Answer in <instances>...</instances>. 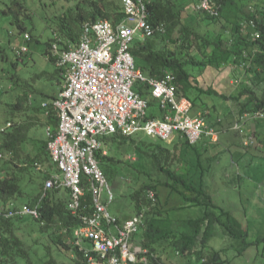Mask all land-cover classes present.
<instances>
[{"label": "rangeland", "instance_id": "rangeland-1", "mask_svg": "<svg viewBox=\"0 0 264 264\" xmlns=\"http://www.w3.org/2000/svg\"><path fill=\"white\" fill-rule=\"evenodd\" d=\"M13 1L0 0V10ZM18 1L33 13V21H28L29 29L26 32L31 35V40L26 41L23 34L11 35L9 18L0 15V47H5V52H0V139L3 129H9L8 121L13 125L15 121L27 123L31 128L28 131V140L16 152L0 149V170L2 176L7 175L6 171H17L20 176V183L26 194L15 200V204L19 206L26 204L43 189L45 172L52 168L49 161L34 164L28 161L35 152L41 150L43 140H47L49 123L42 103L57 95L65 83L61 75L51 76L58 68L55 61L48 58L44 51L47 43L59 36V17L64 9L76 0ZM194 1L186 0L183 22L195 26L198 31L227 35L229 23L224 19H207L205 14L193 8ZM237 2L245 12L249 11L250 5L254 8L252 12L264 8V0ZM23 45L28 46V51L21 54L18 48ZM194 54L199 55V52L195 51ZM246 68L234 64L207 66L196 75L202 87H217L222 93L230 95L236 94L238 88L248 84ZM45 72L47 74H44ZM258 92L260 96L264 94V83L258 85ZM192 96L195 97L194 94ZM202 99L192 114L196 115L202 110V103L207 105L205 107L209 119L221 127L217 143L204 138L196 146H191L179 141V135L163 141L149 139L144 133L134 135V140L108 139L106 155L109 160L101 163L102 168L109 172L107 177L114 192V200L108 205V210L119 219L133 216L138 212L137 193L144 187L142 193L145 200L142 201L141 211H144L147 217L149 213H157L163 217L167 216L166 211H171V216L178 219L175 230H184V221L189 218L197 219L203 208L186 203L178 192L171 189L166 183L167 177L162 166L179 172L189 171L195 178L203 173L205 190L217 205L215 213L219 216L222 210L228 211L246 236L235 237L225 232L224 227L218 224L211 238L200 242L195 252L178 253L172 238L161 244L157 251L159 256L172 264H203L204 261L213 264V261L208 260L209 255L219 252L217 258L221 259L223 264H264V242L257 244L259 239H264V120L248 118L241 122L245 131L256 138L253 146L246 147L243 145V136L233 128V125L241 120L239 103L208 94H204ZM17 103L21 104L15 107ZM218 118L222 119L219 123L216 122ZM158 145L170 151L169 158L166 151L160 152L162 148ZM153 150L159 152V159L150 157L147 151ZM12 158L13 163H17L16 168L15 163L9 162ZM148 191L156 193V201L149 199ZM103 199L107 200L106 192ZM0 207L3 205L0 204ZM176 207L181 208L174 210ZM219 217L226 221L225 215ZM23 220L15 222L16 234L24 240L29 258L34 264H47L51 257L59 264H77L78 255L75 248L73 249V239L66 235L60 225L49 229L32 216H25ZM145 230L146 224L143 233ZM59 237L70 247L65 248L59 244ZM245 243L251 245L244 250ZM82 246L91 248L92 243L84 241ZM197 250H202V259ZM27 261L26 258L16 257L6 264H28Z\"/></svg>", "mask_w": 264, "mask_h": 264}, {"label": "built area", "instance_id": "built-area-1", "mask_svg": "<svg viewBox=\"0 0 264 264\" xmlns=\"http://www.w3.org/2000/svg\"><path fill=\"white\" fill-rule=\"evenodd\" d=\"M149 1L122 0L125 17L117 25L109 19L88 21L83 24L76 45L62 48L60 39L52 44V56L65 83L55 98L42 103L45 114L54 113L59 122L56 130L47 128V149L57 171L45 180L43 192L45 195L54 188L69 190V209L82 222L74 229L73 237L88 264H156L152 260L154 254L135 244L134 239L145 224L146 213L140 211L121 221L108 210L114 192L99 159L100 154H107L108 137L144 133L163 141L179 135L190 145H197L204 138L219 141L221 130L207 112L193 115L192 100L178 97L173 72L166 71L158 78L137 66L132 53L135 41L166 32L163 24L150 21ZM221 7L220 0L193 3L196 11L214 18L220 16ZM249 8L254 10L251 5ZM243 31L253 40L263 37L260 21L255 18L243 23ZM23 36L26 41L31 40L29 33ZM27 51V45L18 48L21 54ZM138 84L148 87L160 115L152 114L151 100L137 90ZM248 118L264 120V111L247 112L234 124L246 147L256 143L255 136L241 124ZM221 120L218 118L217 122ZM12 126L8 121L7 128ZM88 191L91 199L86 202ZM147 196L151 201L157 200L154 191H148ZM25 216L40 219V204L0 207V219ZM84 241H90L92 247H82L80 243Z\"/></svg>", "mask_w": 264, "mask_h": 264}, {"label": "trees", "instance_id": "trees-1", "mask_svg": "<svg viewBox=\"0 0 264 264\" xmlns=\"http://www.w3.org/2000/svg\"><path fill=\"white\" fill-rule=\"evenodd\" d=\"M220 3L222 7L219 17L214 18L203 12L201 13L205 14L207 19L209 18L213 21L219 19L226 20L230 25L228 28L230 32L229 34L226 33L227 35L223 33L198 31L195 29V26L185 24L182 15L185 4H187L186 0H150L148 3L150 21L154 25L163 24L166 27V32L164 34H157L153 38L146 40L137 39L135 41L132 47V53L137 66L149 76L158 78L164 76L166 71L173 72L176 76L178 97L191 99L193 109L199 103V100L203 101L202 96L208 94L238 102L241 106L239 116L256 110L264 111V94L260 96L258 92V85L264 83V8H258L255 12L249 9L248 12H245L240 8L237 0H220ZM0 15L9 18L12 27L10 34L15 35L17 33L15 36L26 33L29 29L28 21H33V13L18 0H14L6 8L1 9ZM124 17L125 13L123 11L122 0H76L73 4L67 5L62 16L59 17V36H55L52 41L47 43L44 53L48 58L55 61L51 51L54 41L60 39V46L62 48H68L69 45H76L79 42L82 27L85 22L109 19L114 25H117ZM252 18L260 21V27L263 33L261 39L253 40L243 31V23ZM195 51H198L199 55H195ZM0 52H5L4 46L0 47ZM229 64L247 67L248 84L238 88L236 94L232 93L228 95L226 93H220L213 86L204 88L200 85L197 79L198 76L196 75L198 71L204 70L207 66H225ZM44 74H47V72ZM44 74L41 73V75ZM55 74L63 77L62 70L59 68L51 76H55ZM137 90L144 97L151 100L152 114L154 116L160 115L157 112L156 103L153 101L154 99L148 87L143 84H138ZM193 94L195 97L192 96ZM55 97L56 95L51 98ZM20 104L17 103L14 106L17 107ZM202 105V110L198 112H207L208 110L205 107L207 105L203 103ZM47 119L48 123L56 130L59 123L58 117L52 113L47 116ZM15 122L12 127L1 133L2 137L0 139V149H5L11 153L13 151L16 152L28 140V131L31 128L27 123ZM216 126L221 130L219 124H216ZM111 138L128 140L133 139V136L114 135L105 140L106 145L108 144V139ZM148 138L150 139V137ZM186 143L189 144L188 142ZM158 146L161 147L160 145ZM165 151L167 152V158H169L170 151L164 148L160 149V152ZM147 152L154 160L159 159V152L157 150ZM99 159L100 163L107 159L109 160L107 155L102 154L99 155ZM11 160L9 161L12 162L10 164H14L13 158ZM39 161H51L50 154L47 150V140H43L41 150L32 156L28 162L34 164ZM14 166L16 168L17 163ZM14 166L12 165V168ZM103 169L106 175H108V170ZM162 170L167 177L166 183L171 189L178 192L186 203L202 207L203 212L197 219L189 218L187 221L185 220L184 224L186 228L180 231L174 228L178 219H174L171 216V211H166L167 216L163 217H160L157 213H149V216H146L145 233L140 231L137 235L141 234L142 241L140 244L154 254L152 259L154 263L172 264L169 260L161 258L162 256H159L157 252L164 241L173 238L174 248L178 253H193L200 242L211 238L218 224L222 225L228 234L242 238L246 236V233L241 231L239 228L240 225L228 211L222 210L221 214H219V216L225 215L227 217L226 221H222L215 213L217 205L213 202L211 195L205 190L203 173H200L198 178H195L193 174L190 175L189 171L179 172L171 170L165 165L162 166ZM1 173L2 171L0 170V204L4 207H10L12 205L18 206L15 204V200L26 194L21 186L20 176L17 171L15 173L6 171V176H2ZM142 189L137 193L136 208L138 212L141 211L142 201L145 200V196L142 193L144 190L142 191ZM90 199L91 195L88 191L85 200L89 202ZM69 201L70 192L68 189L54 188L48 190L45 195L42 189L26 204L30 206L40 204L42 217L40 219L33 217L34 220L43 223V226L49 229L54 225H60L66 232V235L70 236L73 242H75L73 231L80 227L82 222L69 209ZM180 208L176 207L174 210ZM23 218L0 219L1 264L15 260L16 257L26 258L28 259V264H34L29 258V252L24 240L16 234L15 222L17 220L24 221ZM262 241L264 242V239H259L257 244H260ZM57 242L65 248L70 247L61 237H59ZM250 245V243H245L244 250ZM74 248L78 255L77 264H88L80 247L74 243ZM197 253L202 259V250H197ZM218 254L219 252L210 254V259L208 260L210 262L213 261V264H223L222 260L217 258ZM47 264L59 263L54 257H51L47 260ZM203 264H208V261H204Z\"/></svg>", "mask_w": 264, "mask_h": 264}, {"label": "crops", "instance_id": "crops-1", "mask_svg": "<svg viewBox=\"0 0 264 264\" xmlns=\"http://www.w3.org/2000/svg\"><path fill=\"white\" fill-rule=\"evenodd\" d=\"M229 30H228V34H229ZM227 33V32H226ZM139 40H141V39H139ZM243 67V66H242ZM198 81H199V79H198ZM216 89H217V91H219L220 93H222L217 87H215ZM216 122H217V120H216ZM49 126H51L52 128H54L51 124H49ZM179 141H181V142H185V140L184 139H182V138H180L179 137ZM106 147V146H105ZM48 150V149H47ZM37 152H35L34 154H36ZM49 164L51 165V169L50 170H47L46 172H45V180L50 176V174H52V173H55L56 171H57V169H56V167L52 164V162L51 161H49ZM55 169V170H54ZM45 183V182H44ZM43 188H44V185H43ZM18 204H20V203H18ZM22 205H24L23 203H22ZM21 204L19 205V206H22ZM132 217V216H131ZM130 218V217H129ZM126 219H128V218H126ZM121 221H124L125 219H120ZM142 230H143V228H142ZM141 230V231H142ZM141 234H139V235H137L135 238V244H137V245H141L140 244V242L142 241V239H141V236H140ZM141 239V240H140ZM75 244H76V242H74ZM82 244H83V242L82 243H80V245L82 246ZM77 245V244H76ZM83 247V246H82ZM84 248H87V247H84Z\"/></svg>", "mask_w": 264, "mask_h": 264}]
</instances>
